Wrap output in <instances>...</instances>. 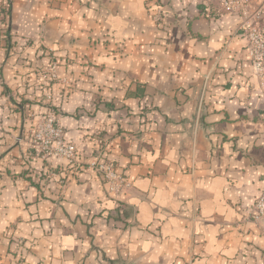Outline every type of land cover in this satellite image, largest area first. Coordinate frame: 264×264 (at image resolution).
Listing matches in <instances>:
<instances>
[{
	"label": "crops",
	"instance_id": "obj_1",
	"mask_svg": "<svg viewBox=\"0 0 264 264\" xmlns=\"http://www.w3.org/2000/svg\"><path fill=\"white\" fill-rule=\"evenodd\" d=\"M239 23L206 0H0V264H264V85ZM53 64L82 167L32 145Z\"/></svg>",
	"mask_w": 264,
	"mask_h": 264
},
{
	"label": "built area",
	"instance_id": "obj_2",
	"mask_svg": "<svg viewBox=\"0 0 264 264\" xmlns=\"http://www.w3.org/2000/svg\"><path fill=\"white\" fill-rule=\"evenodd\" d=\"M206 1L218 10L240 17L239 27L246 38L253 72L264 85V4L254 7L252 0ZM153 16L156 21H160L163 13L157 9ZM55 70L56 65L53 64L49 69L52 76H56ZM46 96L47 104L51 103L52 95L48 93ZM32 145L43 158H63L73 167H82L77 147L67 140L54 110L35 124ZM92 166L108 181L115 193L123 192L131 186L124 173L118 172L108 160L97 159L92 162ZM248 217L257 223H264V190L256 198Z\"/></svg>",
	"mask_w": 264,
	"mask_h": 264
},
{
	"label": "rangeland",
	"instance_id": "obj_3",
	"mask_svg": "<svg viewBox=\"0 0 264 264\" xmlns=\"http://www.w3.org/2000/svg\"><path fill=\"white\" fill-rule=\"evenodd\" d=\"M48 73H49V75H46V74L44 75L46 83H47V86H46L47 92H45V94H44L45 100H47V96L46 95L48 93L52 94V91L50 90L51 89V85H52V82L54 81L53 79H55L57 77V75L56 76H52L51 72H48ZM45 108H46V112H44L43 115L39 119L44 118V116H46L50 111L54 110V112L57 113V111H55V108L53 106H51V103L47 104V102H45ZM34 127H35V125L33 126V132H34ZM32 136H33V134H32ZM31 140H32V138H31Z\"/></svg>",
	"mask_w": 264,
	"mask_h": 264
}]
</instances>
